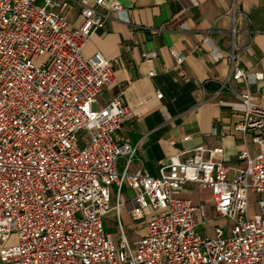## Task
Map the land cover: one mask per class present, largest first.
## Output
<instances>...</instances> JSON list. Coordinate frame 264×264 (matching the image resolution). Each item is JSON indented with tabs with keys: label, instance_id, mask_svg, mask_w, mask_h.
<instances>
[{
	"label": "built area",
	"instance_id": "2783aa9c",
	"mask_svg": "<svg viewBox=\"0 0 264 264\" xmlns=\"http://www.w3.org/2000/svg\"><path fill=\"white\" fill-rule=\"evenodd\" d=\"M72 5L78 26L65 19ZM112 11L128 21L118 0H0V264H264V106L247 89L239 94L235 129L260 150L240 152L247 162L232 175L221 149L203 146L171 157L156 176L141 164L131 171L137 148L116 134L133 110L120 95L95 106L116 74L101 53L84 54ZM230 58L217 94L231 81L264 79ZM124 185L134 191L132 220L145 224L133 241L121 222ZM187 186L210 190L214 218L201 200L175 195ZM112 211L117 244L103 224ZM215 218L226 223L209 234Z\"/></svg>",
	"mask_w": 264,
	"mask_h": 264
},
{
	"label": "crops",
	"instance_id": "0c3cea01",
	"mask_svg": "<svg viewBox=\"0 0 264 264\" xmlns=\"http://www.w3.org/2000/svg\"><path fill=\"white\" fill-rule=\"evenodd\" d=\"M118 1L128 21L110 12L84 54L101 53L116 74L115 82L102 89L95 106L120 95L133 110L116 134L118 141H128L137 148L130 170L141 164L156 176L171 157L183 159L182 153L196 146L221 149L217 157L230 167V175L244 167L247 159H239L240 152L254 157L260 148L249 134L235 129L241 113L234 106L244 89L255 103L264 106V79L231 81L218 94L217 90L230 73L232 53L247 73H264V0ZM65 19L80 25L79 7L70 6ZM172 50L184 56L181 65L176 64ZM151 52L156 56L145 57ZM157 92L162 98L156 97ZM117 168L122 171V160ZM123 189L122 225L123 218L129 229L139 224L143 235L145 224L134 222L130 215L134 191L127 186ZM175 195L193 203L201 200L208 215L215 217L210 190L198 194L195 187L187 186Z\"/></svg>",
	"mask_w": 264,
	"mask_h": 264
},
{
	"label": "rangeland",
	"instance_id": "374dc122",
	"mask_svg": "<svg viewBox=\"0 0 264 264\" xmlns=\"http://www.w3.org/2000/svg\"><path fill=\"white\" fill-rule=\"evenodd\" d=\"M121 160L122 159L119 160V163H118L119 166H120ZM113 187L115 188V186H113ZM123 187L125 188L126 186L124 185ZM122 192H125V190L123 189ZM203 196L207 197L208 194L205 192V193H203ZM249 204H250L249 205V214L250 215H253V214L259 212L258 196H257V194H255L252 191L249 193ZM225 223H226L225 220L220 219V218H215L214 222L209 223V225L207 226L209 234H211L210 229H211L212 226L218 225V226H222L223 227L225 225ZM103 224H104L105 232L112 233L114 242L117 244L118 238H119V230H118V227H117L118 224H117V222L115 220V216H114V214L112 212H110L104 218ZM123 227H124L125 234H126L127 238L130 241H133L135 238L141 237V235L139 233V229H140L141 226L139 224H135L133 229H129L127 227V225L125 224V220L123 218ZM197 231H200V230L198 229ZM12 242H15V236L14 235L12 236Z\"/></svg>",
	"mask_w": 264,
	"mask_h": 264
},
{
	"label": "trees",
	"instance_id": "16d2710c",
	"mask_svg": "<svg viewBox=\"0 0 264 264\" xmlns=\"http://www.w3.org/2000/svg\"><path fill=\"white\" fill-rule=\"evenodd\" d=\"M214 88H215V89H218V87H216V86H215Z\"/></svg>",
	"mask_w": 264,
	"mask_h": 264
}]
</instances>
